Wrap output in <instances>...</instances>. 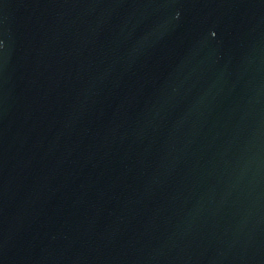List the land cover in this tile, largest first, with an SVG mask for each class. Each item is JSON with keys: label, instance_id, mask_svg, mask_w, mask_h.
<instances>
[{"label": "water", "instance_id": "1", "mask_svg": "<svg viewBox=\"0 0 264 264\" xmlns=\"http://www.w3.org/2000/svg\"><path fill=\"white\" fill-rule=\"evenodd\" d=\"M0 264H264V0H0Z\"/></svg>", "mask_w": 264, "mask_h": 264}]
</instances>
